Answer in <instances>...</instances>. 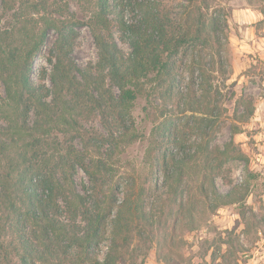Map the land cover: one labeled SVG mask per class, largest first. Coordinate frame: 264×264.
<instances>
[{
  "label": "trees",
  "instance_id": "trees-1",
  "mask_svg": "<svg viewBox=\"0 0 264 264\" xmlns=\"http://www.w3.org/2000/svg\"><path fill=\"white\" fill-rule=\"evenodd\" d=\"M166 1L0 0L1 9L13 17L12 27L0 30V264H118L134 259V241L143 245L145 255L154 249L158 262L170 264L182 259L181 233L197 230L219 207H234L244 221L249 212L250 224L263 227L264 218L258 219L246 203L259 174L247 172L238 182H228L226 192L215 182L226 161L247 160L232 138L222 148L210 146L221 102L216 77L225 75L228 45L215 16L216 0H185L176 12ZM245 1L249 7L264 2ZM70 2L81 18L70 11ZM79 24L88 27L97 48L96 63L85 68L71 58ZM114 27L129 45L127 56L113 37ZM48 30L56 33L51 69L35 83L31 65ZM183 57L189 82L182 89ZM46 76L49 86L42 82ZM233 97L231 92L228 98ZM140 98L182 107L205 131L191 156L159 154L164 193L153 210L144 206L141 189L137 193L129 184H111L110 160L144 137L132 115ZM234 107L232 136L254 113L252 102L242 97ZM94 115L106 136L83 130L81 121ZM163 129L168 143H180L175 131L165 134ZM104 143L109 148L101 153ZM190 159L201 162L195 188L186 184ZM76 168L88 178L89 198L74 186ZM77 218L83 227L74 223Z\"/></svg>",
  "mask_w": 264,
  "mask_h": 264
},
{
  "label": "rangeland",
  "instance_id": "rangeland-1",
  "mask_svg": "<svg viewBox=\"0 0 264 264\" xmlns=\"http://www.w3.org/2000/svg\"><path fill=\"white\" fill-rule=\"evenodd\" d=\"M185 0H167L166 3L176 12ZM70 11L77 18H81V12L73 2L69 3ZM215 16L220 20V32L227 35L228 45L223 53V66L225 75L218 74L216 83L219 88L218 99L220 109L216 111L217 125L214 127L210 146L222 148L231 138L236 150H240L247 160L226 161L221 169L220 176L216 178V185L221 191L229 189V183H236L247 172L259 174L257 186L252 189L246 203L259 219L264 218V2L261 7H249L245 0H216ZM263 10V13L260 12ZM12 11H3L0 5V30L11 28L13 24ZM76 37L71 51V58L79 68L93 65L97 61V48L87 26L83 24L75 27ZM113 37L124 56L130 52L129 45L120 41V33L117 28L112 30ZM56 33L48 30L46 39L40 51L37 53L31 65V79L40 83L38 77L43 70L47 74L51 69L48 63L50 51L53 47ZM186 59L182 58L181 88H185L189 82V75L185 68ZM47 86L50 85L48 76L44 77ZM106 86L116 93V89L110 83ZM196 86L194 85V88ZM232 99L228 98L230 93ZM0 94L3 88L0 84ZM238 97L249 100L254 105L253 116L244 124H241L242 132L231 134V126L236 123L233 119L234 104ZM147 103L143 98L138 99L132 110L136 129L143 134L141 141H135L127 147L123 153H116L111 163V184L119 182L131 185L133 192L142 191L143 204L147 210H153L158 200L164 193L163 178L160 164L157 163L159 154L164 151L191 156L196 144L200 141L204 128L196 125L193 116L182 113L174 103L163 102L156 98ZM145 108V109H144ZM241 108L238 112H242ZM146 112L149 115H146ZM31 124L33 114L29 115ZM237 124V123H236ZM81 125L88 136H106L107 131L98 115L92 116L87 121H81ZM163 127L166 133L170 131L177 134L180 143L177 145L168 143L165 139ZM78 150H82L80 138L74 140ZM101 146V147H100ZM101 153L108 149V145L99 144ZM148 153L152 154L151 160L154 168L150 172ZM200 161L190 159L187 169V185L197 187L201 180ZM74 186L78 192L89 198V181L80 168H76L73 175ZM59 204L62 206L63 201ZM66 223V217H61ZM264 222V219H263ZM77 226L83 227L85 222L81 218L75 219ZM184 242L180 247L182 259L174 258L170 264H264V225L257 228L250 224V213H246L245 221L241 220L237 210L232 207H219L215 213L208 214L206 221L194 231L181 233ZM100 244L103 255L107 241ZM235 243V246L231 244ZM133 252L136 255L132 261H121L118 264H162L156 260L154 249L144 254L142 244L133 242Z\"/></svg>",
  "mask_w": 264,
  "mask_h": 264
}]
</instances>
